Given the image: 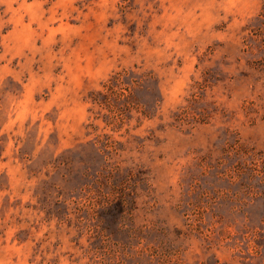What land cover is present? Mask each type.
<instances>
[{
  "label": "rangeland",
  "instance_id": "374dc122",
  "mask_svg": "<svg viewBox=\"0 0 264 264\" xmlns=\"http://www.w3.org/2000/svg\"><path fill=\"white\" fill-rule=\"evenodd\" d=\"M0 264H264V0H0Z\"/></svg>",
  "mask_w": 264,
  "mask_h": 264
},
{
  "label": "trees",
  "instance_id": "16d2710c",
  "mask_svg": "<svg viewBox=\"0 0 264 264\" xmlns=\"http://www.w3.org/2000/svg\"><path fill=\"white\" fill-rule=\"evenodd\" d=\"M150 73H137L134 70H121L113 73L101 84V89L90 92L88 102L98 106L107 113L103 121L113 132L120 131L128 123L133 110L140 112L144 119H151L146 111H142L132 91L143 89Z\"/></svg>",
  "mask_w": 264,
  "mask_h": 264
}]
</instances>
